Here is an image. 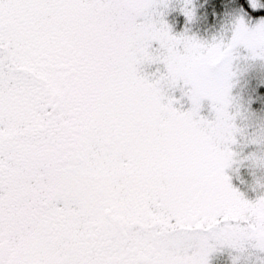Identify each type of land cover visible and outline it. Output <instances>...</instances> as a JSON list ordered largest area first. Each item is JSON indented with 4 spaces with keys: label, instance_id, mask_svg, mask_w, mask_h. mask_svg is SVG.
<instances>
[{
    "label": "snow or ice",
    "instance_id": "obj_1",
    "mask_svg": "<svg viewBox=\"0 0 264 264\" xmlns=\"http://www.w3.org/2000/svg\"><path fill=\"white\" fill-rule=\"evenodd\" d=\"M262 88L264 0H0V264L264 253Z\"/></svg>",
    "mask_w": 264,
    "mask_h": 264
},
{
    "label": "rangeland",
    "instance_id": "obj_2",
    "mask_svg": "<svg viewBox=\"0 0 264 264\" xmlns=\"http://www.w3.org/2000/svg\"><path fill=\"white\" fill-rule=\"evenodd\" d=\"M200 11L203 12L204 9H200ZM167 19L170 23H175L177 21L180 22L177 25V30L182 26L183 17L178 12L170 13ZM211 23L210 18L208 20L201 19L198 23L193 25V31H198L201 35H208L213 31L210 27ZM156 67V65H152L147 71L153 72ZM260 71L261 69L257 68L246 77V79L250 81V84H255V76L259 74ZM261 91H264V88H262ZM173 95L179 98L181 94L179 90H177ZM184 99L186 100V98ZM176 106L180 107V104H177ZM188 106L187 103H184V108H187ZM261 107L264 106H262L259 101L252 104L253 109L259 110ZM204 112L206 114V109ZM261 116L264 117V113H261ZM248 130L252 131L251 128ZM233 149L239 153V155L237 156L236 162L233 163L229 169H226V172L231 177L233 185L243 192L246 198L254 200L259 194L264 193V187H261V184H264V167H258L252 160L245 159L244 157L257 151L258 146L254 144L245 145L239 143L233 145ZM233 255H235V253L227 248L214 252L211 256L210 264H232ZM261 258H264V253L251 255L248 257L246 264H261ZM241 264H245V262L242 260Z\"/></svg>",
    "mask_w": 264,
    "mask_h": 264
}]
</instances>
